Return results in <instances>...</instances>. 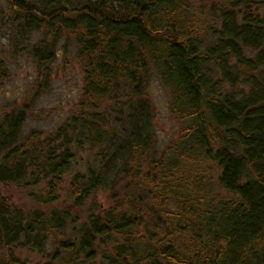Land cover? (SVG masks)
Instances as JSON below:
<instances>
[{"label": "trees", "instance_id": "trees-1", "mask_svg": "<svg viewBox=\"0 0 264 264\" xmlns=\"http://www.w3.org/2000/svg\"><path fill=\"white\" fill-rule=\"evenodd\" d=\"M4 1L12 41L40 29L26 51L43 76L72 40L82 82L52 130L21 141L26 109L0 117V183L50 206L0 194V264H24L15 247L43 264H264V0ZM153 74L179 121L159 151ZM97 191L109 204L86 211Z\"/></svg>", "mask_w": 264, "mask_h": 264}, {"label": "rangeland", "instance_id": "rangeland-1", "mask_svg": "<svg viewBox=\"0 0 264 264\" xmlns=\"http://www.w3.org/2000/svg\"><path fill=\"white\" fill-rule=\"evenodd\" d=\"M11 16L12 10L4 0H0V117L3 113L18 107L26 109L27 116L19 139L22 141L32 131L46 132L54 129L69 114L76 111L82 72L76 53L74 55V43L69 40L68 44H72V48L66 52H61L63 50L61 44L57 46L56 49L60 51L59 56L53 61L51 69L45 73L47 78L45 79L42 74L43 70L39 71L40 68L31 56V52L26 51L41 38L40 29L31 31L27 39L25 36V38L17 36L18 38L12 41L10 28L6 26L7 19ZM211 24V19H208L204 24L199 23L202 33L205 31L208 34V26ZM240 88V86H236L233 89L237 91ZM148 95L153 106V130L156 149L159 151L175 139L179 131V121L170 112L168 89L161 84L155 74L149 79ZM194 165L198 170L206 172L219 197H227L216 184V172L212 163L195 159ZM80 167H82V162L74 168ZM71 174L72 172L64 176L65 181ZM37 189L31 185L0 183V194L15 206L27 211L50 207L39 203L29 195L31 190ZM93 202L101 207L107 206L109 200L106 192H95L85 203L86 211L90 209ZM52 205H56V203ZM1 252L0 248V254ZM12 252L24 264H43L46 259L43 252L31 251L24 247H15Z\"/></svg>", "mask_w": 264, "mask_h": 264}]
</instances>
